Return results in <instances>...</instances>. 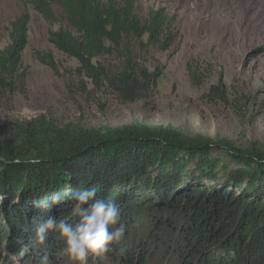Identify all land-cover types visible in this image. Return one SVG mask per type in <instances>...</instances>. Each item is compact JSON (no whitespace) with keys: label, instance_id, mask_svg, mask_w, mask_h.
I'll return each instance as SVG.
<instances>
[{"label":"trees","instance_id":"16d2710c","mask_svg":"<svg viewBox=\"0 0 264 264\" xmlns=\"http://www.w3.org/2000/svg\"><path fill=\"white\" fill-rule=\"evenodd\" d=\"M20 1L24 9L0 48V103L27 93L30 9L49 24V42L78 60L77 74L121 102L142 99L164 73V66L139 64L137 54L177 43L171 15L149 8L143 16L140 0ZM34 53L59 74L52 52ZM187 71L203 89L211 71L198 60L189 61ZM200 97L230 102L222 81ZM32 157L42 162H25ZM88 187L97 189L98 199L115 202L126 225L123 239L89 264H155L165 257L158 264H264V150L257 144L142 122L86 129L44 114L0 126V250L5 246L28 264H61L68 257L58 234L49 232L39 243L34 221L71 218L67 197ZM56 195L64 200L53 204ZM5 259L0 251V264Z\"/></svg>","mask_w":264,"mask_h":264},{"label":"rangeland","instance_id":"374dc122","mask_svg":"<svg viewBox=\"0 0 264 264\" xmlns=\"http://www.w3.org/2000/svg\"><path fill=\"white\" fill-rule=\"evenodd\" d=\"M149 8H164L179 34L169 51L150 47L137 54L139 64L149 69L164 66V73L156 89L134 102H121L112 90L95 88L91 80L79 76L78 60L49 42V24L30 9L29 43L23 58L30 72L27 93L0 103V126L41 114L60 124L78 122L86 129L142 122L191 136H220L240 146L255 143L264 150V0L139 1L140 14L145 16ZM23 9L20 0H0V48L8 44L7 27ZM55 10L61 15L58 7ZM35 50L52 52L59 74L41 63ZM195 60L211 71L203 89L193 85L187 71L188 62ZM109 61L120 62L116 57ZM220 81L228 88L230 102L202 101L201 92ZM0 251L6 258L1 264H28L5 246ZM154 260L158 264L166 257ZM61 264L72 262L67 258Z\"/></svg>","mask_w":264,"mask_h":264},{"label":"clouds","instance_id":"9594fccd","mask_svg":"<svg viewBox=\"0 0 264 264\" xmlns=\"http://www.w3.org/2000/svg\"><path fill=\"white\" fill-rule=\"evenodd\" d=\"M25 162L40 164L42 161L32 157ZM63 200V196L56 195L52 202L58 204ZM67 200L72 205L71 218L49 216L43 221H34L39 243L46 241L49 232L58 234L63 242L62 252L72 264H89L90 258L107 253L112 244L123 239L126 225L121 222L119 208L113 201L98 199L95 187L73 192Z\"/></svg>","mask_w":264,"mask_h":264}]
</instances>
